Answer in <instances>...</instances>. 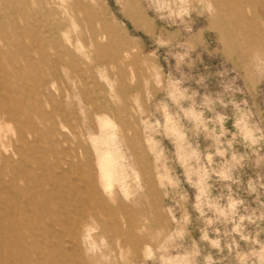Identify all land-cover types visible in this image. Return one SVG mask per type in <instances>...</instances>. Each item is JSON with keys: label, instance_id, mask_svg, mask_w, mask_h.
Here are the masks:
<instances>
[{"label": "rangeland", "instance_id": "1", "mask_svg": "<svg viewBox=\"0 0 264 264\" xmlns=\"http://www.w3.org/2000/svg\"><path fill=\"white\" fill-rule=\"evenodd\" d=\"M56 176L69 264H264V0H0V216Z\"/></svg>", "mask_w": 264, "mask_h": 264}, {"label": "bare ground", "instance_id": "2", "mask_svg": "<svg viewBox=\"0 0 264 264\" xmlns=\"http://www.w3.org/2000/svg\"><path fill=\"white\" fill-rule=\"evenodd\" d=\"M59 179L56 176L48 190L38 189L37 186L25 187L23 192L29 188L32 201L20 194L21 198L15 204L5 203V210L0 216L1 264H69V260L65 259L68 251L51 239L57 231L44 220L47 214L56 216L52 204L61 212L66 207L59 196L64 190ZM19 215H26L28 219L19 220ZM54 219L59 222L57 217Z\"/></svg>", "mask_w": 264, "mask_h": 264}]
</instances>
